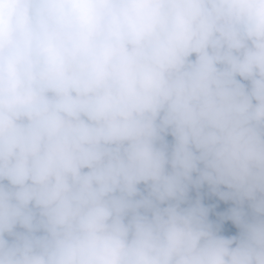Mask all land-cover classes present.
<instances>
[{
  "label": "clouds",
  "instance_id": "9594fccd",
  "mask_svg": "<svg viewBox=\"0 0 264 264\" xmlns=\"http://www.w3.org/2000/svg\"><path fill=\"white\" fill-rule=\"evenodd\" d=\"M0 264H264V0H0Z\"/></svg>",
  "mask_w": 264,
  "mask_h": 264
}]
</instances>
